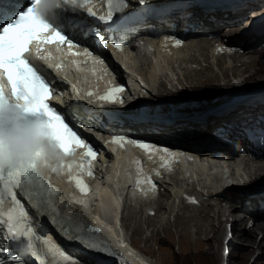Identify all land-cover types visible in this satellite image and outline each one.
Returning <instances> with one entry per match:
<instances>
[{
    "label": "snow or ice",
    "instance_id": "1",
    "mask_svg": "<svg viewBox=\"0 0 264 264\" xmlns=\"http://www.w3.org/2000/svg\"><path fill=\"white\" fill-rule=\"evenodd\" d=\"M17 2L24 6L13 11L11 15L0 12V75L6 76L11 89V95H6L3 83H0V134L18 132L24 135L28 131L43 134L56 150L57 155L54 159L72 154L75 147L85 148L87 150L85 157L95 159L98 155L97 150L78 134L74 119L67 112L58 110L57 106L50 103L49 98L54 92L52 82L33 63V59L46 62L48 57L41 54L39 45L33 56L30 44L33 40H39L42 33L51 30L53 35L47 37L46 42H66L71 50L74 47L73 40L66 36L61 28L54 26L47 19L46 12L67 7L69 9H86L92 17H96V13L88 8L89 0H17ZM139 2L145 3V0H139ZM122 7H127V4L125 3ZM109 8L107 15L96 17L105 24L114 19L115 9L111 0H109ZM176 42L177 44L181 43L179 40ZM116 47L122 48L123 46L117 44ZM85 51L87 52V50ZM73 54L79 55V53ZM47 67L52 68L53 66L47 65ZM71 87L74 92L78 91L75 85H71ZM124 90V86L113 87L101 99L113 103L119 100L120 103H123L118 94L123 93ZM25 125L29 128L26 129ZM124 141L134 143L145 150L154 147L149 142L138 139L131 140L124 136L113 137V142L122 143ZM7 147L8 144L5 140H0V148L3 149L0 152V182H2L4 190L0 192V204L3 203L5 193L13 202L10 209L0 211V225L6 226L4 229H0L4 233V240L16 242L24 252L37 260L42 255L38 247L40 238L32 227L30 214L22 203V199H18L19 194L21 198H26L33 204L41 215H47L50 223L54 226L59 225L66 238L80 241L90 250L107 253L111 256L117 255L108 246L97 247L96 244L91 243L80 229L76 230L75 235L70 234L71 229L67 227L64 218L58 211V205L64 203L61 199V191L43 175V169L48 167L54 159H49L46 153L36 152L26 163L18 165L11 162L10 155L5 154L4 150ZM163 150L168 151L167 148ZM172 155L174 156L175 153ZM91 174L89 172V175ZM75 179L81 191H88L87 185L80 177ZM78 203H83V201ZM89 231L99 232L100 229L91 228ZM43 244L48 246V252L55 253V249L49 245L47 239L43 240ZM6 251V247L0 246V254H4ZM10 259L14 264H20L16 255H11ZM0 264H4V261L0 260Z\"/></svg>",
    "mask_w": 264,
    "mask_h": 264
},
{
    "label": "bare ground",
    "instance_id": "2",
    "mask_svg": "<svg viewBox=\"0 0 264 264\" xmlns=\"http://www.w3.org/2000/svg\"><path fill=\"white\" fill-rule=\"evenodd\" d=\"M259 12H256L253 15L257 16L259 15ZM246 15V13L241 12L237 16L240 17L241 21L242 19L247 18ZM256 19L258 18L256 17ZM255 20L253 19L251 22V27L248 29H233L231 27L223 28L226 30V32H228V35L235 36L234 38L236 42H242L241 44L244 47V51L237 55H232L229 59L223 57L217 60V57L215 56L213 57L214 62L217 60L215 63L212 62L210 56L212 45L211 40L209 38L199 36L191 38L189 44L184 48L181 57L175 60L174 63L168 62V65L171 63V69L178 76L177 84H174L170 87L166 79H161L158 84L153 85L150 88L151 92L149 93L151 96H163V98H159L157 102H161L167 106L173 104L176 109H178L180 106H185V109H190V105H192L191 103H193V101L190 100V97H187L184 91V89L187 91L188 88H191L193 92H197L198 90H207L210 88L224 89L225 87H233L235 90L231 93L236 92V94H234V98L240 97L242 100L249 101L255 97H261L264 89V87L261 85L262 83H260L258 86L254 85L252 88L248 89L246 87L241 88L239 87L240 85H237L236 82H234L235 79L246 82H254V79L256 80L258 76L264 75V58L261 59L258 57L260 55H257L259 52L257 48H255V46L260 44V40L262 37H264V34L260 33L258 28L252 27L255 23ZM253 37H256L257 40L254 41ZM262 49L264 50V48ZM263 50L260 49V51ZM196 62L199 63L201 67L193 68L191 65H189ZM136 66L137 71L141 72L144 76L146 74L150 76L152 69H154V66L151 64L148 57L136 61ZM101 73L106 74L107 71L102 69ZM178 84L181 86L180 89ZM240 89L245 92L244 95H242L243 93L240 92ZM164 93H169V96L164 95ZM212 93H214V91L209 92V94ZM216 93L217 91L214 94ZM220 94H217L213 100L215 103L218 101H228L227 98L224 100ZM180 96L182 98H180ZM175 102H177V104H175ZM211 104H213V102ZM211 104H209L210 106L208 107L203 106L197 109L202 114L199 116V120L194 124L195 127L188 129L185 128L183 131L177 129L175 133L189 135V133L198 134V131L200 130H207V126L210 125L211 117L206 114V112L208 113L207 109L213 106ZM96 115H100V113L96 112L92 116ZM236 116L237 115L232 114L229 117L238 120H245L247 118L244 114H240L237 118ZM169 121H175V116L173 114L171 117L152 115L150 116L149 124L150 127L154 128L157 132L160 131L164 134H167L169 132ZM220 129L226 130L222 127H220ZM227 135L229 134L227 133ZM258 151L259 153L254 155L253 158L245 157L238 160V164L241 165V171H239L237 174L232 173L233 178L236 180L247 179L252 181L255 180L258 175H261L264 179V149L262 146H259ZM235 159H233V161L236 162ZM106 165V168L112 167V161H107ZM174 183L177 186H182L184 184L182 180H178L176 178H174ZM198 184L207 190L215 191V189L220 186L221 179L214 178L206 180L204 178H200ZM214 191H212V193ZM242 191L247 195L245 198L242 196ZM249 191L252 192L250 189ZM224 195L226 197L228 195H236L237 197L242 198L243 203L247 204L249 207L250 205L253 206L255 202L254 197L249 195L247 190H244L243 187H239L238 190L235 187L230 188L227 192H225ZM164 196H166V203H163ZM211 199L218 201V198L211 197ZM248 200L251 201L250 204L247 203ZM147 204V202L141 201L136 208L130 211V213L125 217V227L131 238H136L137 244L142 249L150 252L151 256H154L158 252L160 253L162 258V263L160 262V264L165 263L164 261L169 253V249L172 248L173 244H175V242L172 240L173 237L177 238L179 249L193 251L191 248L200 247L203 239H208L209 241L212 239L213 241H217L221 233L224 231L222 221L232 215H234L232 220V228L237 232L233 234V237L245 236L244 238L250 241L248 242V246L250 248L248 247V250L246 251H240V264L243 263L242 260L247 258V255L254 251L258 237L261 236L260 240L264 239V217H262L264 216V212L261 213L256 223L248 226L247 223L249 222V219L246 216L241 218L240 215H237L239 205L236 204L230 205L232 210L228 213V209H225L222 206L221 201L217 203L209 202L203 204L201 207H199V209H194L184 207L181 202L177 203L175 198H172L171 195L167 194L162 195L157 202H150V204L157 205V214L155 216H148L145 214L144 206ZM181 209L189 211L190 214L181 213ZM239 222L244 224L242 230H238V228L234 225L235 223L237 224ZM260 230L262 234H260ZM239 237L237 238L239 239ZM222 240H226V238H222ZM234 241L236 242V240ZM155 242L160 243L157 249H153ZM212 247L215 246L213 245ZM191 257L199 256L191 255L189 259L183 261V264L189 263ZM232 264H236V262L234 261Z\"/></svg>",
    "mask_w": 264,
    "mask_h": 264
},
{
    "label": "rangeland",
    "instance_id": "3",
    "mask_svg": "<svg viewBox=\"0 0 264 264\" xmlns=\"http://www.w3.org/2000/svg\"><path fill=\"white\" fill-rule=\"evenodd\" d=\"M244 13L247 14L246 15L247 18L242 19L241 21L245 20L247 22V24H244V26H242V27H240L238 29H248V28H250L251 27V22L253 21V19L255 20L256 17H258L261 14V12H259V15L256 16V15H253V13L252 14L247 13V12H244ZM252 15H253V17H252ZM235 17L237 19L240 18L237 15ZM258 19H256L254 21L255 25L253 24L252 27L260 26L261 29L263 30V34H264V23H262V22H264V17L260 18L259 20ZM262 39H263V41L260 43V45L255 46V48H257V50L259 52V54H257V55H260L258 57L261 58V59L264 58V50L262 49V48H264V37H262ZM260 49L263 50V51H260ZM263 76L264 75L258 76L256 78V80L254 79V82L253 81H250V82L240 81L239 79H235L234 82H236L237 85H240L239 87H241V88L246 87V88L250 89L254 85L258 86V85H260V83H264V77ZM234 90L235 89L233 87H229V88L225 87L224 89H219V88L212 89V88H210V89H207V90H198L197 92H193V90L191 88H188L187 91H186V89H184L185 94L187 95V97H190V100L193 101V103H191L192 105L187 104V105H190V109L191 110H194V109L197 110V109H199V108H201L203 106L204 107H208V106H210L209 104H211L212 102H213V104H211V105H215L217 102L215 103L213 100L215 99L216 95L220 94V93H221L220 94L221 97L224 100H226V98L228 100H230L231 98H233L235 96L234 94H236V92L235 93H231ZM211 91H214V93L217 91V93L216 94H214V93L209 94V92H211ZM164 95L169 96V93H164ZM180 98H182V97L180 96ZM175 104H177V102H175ZM180 107L181 108H185V106H180ZM180 107H178V109ZM211 108H212V106L209 109H211ZM209 109H207V111ZM183 119H185V118H183ZM175 120H177L176 116H175ZM209 126H207V127H209ZM258 183H264V179L262 178V176L259 179ZM246 188L247 189H244V190H248L249 191V187H246ZM247 203L250 204L251 201L248 200ZM250 206L252 207V205H250ZM262 217H264V216H262ZM231 224H232V222H231ZM238 224H239L240 228L243 226L240 223H238ZM235 225L238 226L237 224H235ZM260 234H262L261 230H260ZM255 236H256V234H255ZM244 237L245 236L239 237V239L237 237H234L232 239V242H231V240L229 238L230 241L228 242V248H230V250H229V253H227V254H225L223 256L221 255L222 251H220L219 253L215 252L216 248H214L212 246L213 245L215 246L216 242L213 241L212 239L210 241L208 239H203L202 240V244L200 245V247H198V248L193 247V248H191V249H193V251H186L185 249H179L177 238L173 237L172 240L175 242V244H173L172 248L169 249V253H168L167 257L165 258V261H164L165 263L164 264H183V261L186 260V259H189L191 255L199 256V257H191L190 262L187 263V264H232L234 261L237 264V263H239L241 261V256L239 257L240 251H246V250H248V247H249L248 246L249 245L248 242H250V241L248 239L244 238ZM260 237L261 236L258 237V241L255 244L256 248H254L253 252H251L249 255H247L246 259L242 260V262H243L242 264H264V239L260 240ZM134 240H135V243H136L138 249L141 250L142 254L144 253L145 256L149 255L151 257V261H152L153 264H158V263L160 264V262L162 263V258H161V255H160L159 252L156 253L154 256L153 255L151 256L150 252H147L146 250L142 249L137 244L136 238ZM233 240H237V241L241 240V241L233 242ZM220 243H221V240H220L219 244ZM159 245H160V243L155 242L154 245H153V249H157V247ZM237 249H239V250H237ZM256 250H257V252H256ZM216 260H217V262H216Z\"/></svg>",
    "mask_w": 264,
    "mask_h": 264
},
{
    "label": "clouds",
    "instance_id": "4",
    "mask_svg": "<svg viewBox=\"0 0 264 264\" xmlns=\"http://www.w3.org/2000/svg\"><path fill=\"white\" fill-rule=\"evenodd\" d=\"M3 139L8 144L4 150L5 154L10 155L11 162L15 164L26 163L36 152L46 153L49 159H54L57 155L43 134H35L28 131L26 134H6ZM228 191V190H227Z\"/></svg>",
    "mask_w": 264,
    "mask_h": 264
}]
</instances>
